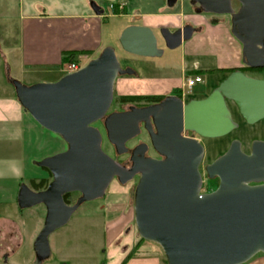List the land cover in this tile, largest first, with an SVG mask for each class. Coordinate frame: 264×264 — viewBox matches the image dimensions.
I'll use <instances>...</instances> for the list:
<instances>
[{"label":"water","instance_id":"95a60500","mask_svg":"<svg viewBox=\"0 0 264 264\" xmlns=\"http://www.w3.org/2000/svg\"><path fill=\"white\" fill-rule=\"evenodd\" d=\"M177 0H167L172 7ZM203 11L230 16V32L241 45L242 64L264 69V0H191ZM96 14L103 10L95 3ZM135 19V21H137ZM193 34L190 26L160 30L167 49L179 47ZM129 54L162 55L154 31L132 24L118 39ZM121 68L112 47H105L77 71L54 82L25 85L9 79L19 104L44 129L59 135L66 149L36 164L51 180L43 190L21 183L19 209L43 205L45 216L34 241V264L50 256L49 235L64 226L84 202L101 199L114 178L121 185L139 175L133 195V220L138 236L156 243L166 264H244L264 255V140H255L249 153L233 140L228 149L205 165L217 187L203 193L199 165L200 141L219 138L237 127L229 104L247 123L264 119V78L234 70L202 99L167 95L145 106L129 105L109 112L118 76H136ZM116 155L130 153L131 166L119 164L102 149V132ZM142 124L159 159L145 156L146 143L129 149L126 143ZM258 183V184H251ZM78 193L73 204L64 195Z\"/></svg>","mask_w":264,"mask_h":264},{"label":"rangeland","instance_id":"374dc122","mask_svg":"<svg viewBox=\"0 0 264 264\" xmlns=\"http://www.w3.org/2000/svg\"><path fill=\"white\" fill-rule=\"evenodd\" d=\"M58 1L0 0V96L11 93L15 97V91L9 79L25 84L29 80V76L32 75L27 73L24 74L25 77L22 76L15 62V59H18V54L9 53L11 45L14 46L19 41V17L25 13L24 10H19L20 5L32 3L35 6L38 3L45 6V11L48 14L76 11L74 5L63 6V3L59 5ZM118 1H125L129 5L127 13L136 8L143 12H159L170 8L165 0H96L95 2L98 3V6L103 10L102 14L105 16V25L102 33L106 38L108 29H119L120 26L124 25L125 21H128L126 17L120 19L119 16L114 15L110 5L112 2ZM179 3L180 0H177L174 7L177 8ZM183 7L187 12H191L187 5L184 4ZM129 21H133L132 17ZM225 21L229 24L227 19ZM193 38L195 36L183 41L179 47L173 50L167 49L164 43L159 41L158 46L162 50V55L154 58H145L126 53L120 49L118 44L112 43L111 46L115 50L120 67L132 69L138 75L117 77L109 112L117 111L123 107L127 108L129 105H135L120 104L118 97L121 95L145 94L144 92L148 88H152L155 84H164L168 79L175 78L180 81L181 65L183 63H186L187 70H190V72L185 74V77L190 76L189 74L194 75V72H192L194 71L193 63L196 62L198 64V70L196 71H198L202 79L201 82L196 83L189 90L186 96L194 99L206 97L210 90L212 91L216 88L228 76L226 70L221 69L230 66L234 57L232 46L236 45L234 43H240L234 37L233 39L236 42H229L221 38L218 41V47L209 48L205 45L206 42L201 39L203 37L200 39L197 37L194 40ZM12 56L15 59H12ZM82 64L84 65L85 62ZM243 67L244 65L241 63L237 68L238 70L239 68L243 69L247 76L254 78H262L264 76V71L248 70ZM61 71L66 74V67H62ZM140 104L143 103L141 102ZM229 108L232 112L233 120L237 123V127L234 130L219 138H198L204 148V157L199 168L203 176H205L203 169L205 165L221 156L233 140L241 143V149L245 153H249L250 145L253 141L264 140V119L254 124H247L239 116L233 105L229 104ZM94 126L102 130L99 123L94 124ZM142 139L147 142L145 136ZM133 143L134 141L130 142L128 146ZM102 149L112 158L115 156L113 147L105 138L102 141ZM21 150L19 138L0 139V176L10 178L13 175L20 174L22 168ZM134 185V180L127 183L126 186H121L116 180H112L103 198L82 203L64 226L49 235L50 256L41 264H115L121 256L123 248L124 251L134 254L137 251L136 244L139 243L159 247L154 242L140 239L136 232L133 220V196L131 194L132 191H130V188H134ZM216 187L215 179L204 177L201 192H210ZM120 195L122 196L121 204L124 205L125 210L124 212L122 209L119 210L117 213L120 215H115V218L116 216L119 219H122V217L129 218L130 222L124 224L123 227L122 225L119 226L120 228L122 227L121 237L116 243H111L109 242L106 223L112 219V214L116 212L117 207L112 205V200ZM77 197V194H72L70 203L75 202ZM3 209L4 206L0 204V212H4ZM10 216L19 226L22 236L18 242V238L9 237V233H2L6 229H14V226L12 223H7L0 219V264H34L33 245L43 225L45 208L41 204L25 209L14 207L10 212ZM13 234L15 233L12 232L11 235ZM17 243L18 245L16 246ZM15 247L18 249L10 258L3 253L6 248L13 249ZM262 255L259 253L254 257Z\"/></svg>","mask_w":264,"mask_h":264},{"label":"crops","instance_id":"0c3cea01","mask_svg":"<svg viewBox=\"0 0 264 264\" xmlns=\"http://www.w3.org/2000/svg\"><path fill=\"white\" fill-rule=\"evenodd\" d=\"M95 1L59 0V5H61L60 3H63V6L74 5L76 11L54 14H48L45 11V6L38 3L35 6L32 3L20 5L19 10H24L25 13L19 17V41L14 46L11 45L9 53L18 54V59H15L13 56L11 58L15 59L19 67V73L22 76L25 77L24 74L27 73L32 74L29 76V80L25 82V85L39 82H54L62 77L64 73L61 71V68L66 67L68 64L62 62V57L66 52H81L82 54H78L74 61L78 60L86 64L89 60L97 57L105 47H112V43H116L120 47L118 42L119 36L122 30L129 25H143L151 28L156 33V30L162 25L177 27L186 18H189L187 11L183 9L181 3H179L177 8L174 7L170 10L143 12L139 8H136L127 13L129 5L125 1H121L125 4L124 9H121V6L118 4L116 9L112 8L113 13L115 16H119L120 19L123 17L128 18V21H125L124 25L120 26L119 29H108L106 38L102 33L105 25V16L103 14H96L91 7V3L98 5ZM136 15L139 18L137 22H135ZM131 17L133 21L130 22L129 19ZM197 19L200 20L199 22L202 25L198 31L192 34V37L195 36L193 40L197 37L199 39L203 37L201 39L206 42L205 45L209 48L218 47V41L221 38L229 42H236L231 35L230 24L227 21H216L212 17L205 19L197 17ZM234 44L236 45L232 46L234 52L232 63L221 70L237 68L242 63L241 45L238 43ZM193 64L194 71L192 72H196L198 64L196 62ZM188 72L190 70H187L186 63H183L181 65L180 81L175 78L168 79L164 84H155L152 88H148L144 92L145 94L140 95L165 96L174 93V90H178L180 95H182V85L185 74ZM189 75L191 76V74ZM118 92L121 93L120 91ZM13 138H19L21 142L22 168L20 174L13 175L10 178L0 176V204L4 206V212H0L2 216L0 219L13 224L14 229H6L7 231L4 229V232L12 230L9 233V237H16L19 242L22 236L21 230L10 216L12 209L18 207L17 193L19 186L23 182L32 189L30 186L31 180H50L49 171L37 166L36 163L45 157L64 151L66 143L59 135L40 126L22 108L16 96L14 97L13 94L7 93L0 96V139L8 140ZM121 197V195L116 196L112 200V205H116L117 207L116 212L112 214V219L106 223L108 238L111 243H116L120 239L122 227L127 222H130L129 218L122 217V219H119L118 216L115 218V215H120L117 213L119 210L122 209L123 212L125 210L124 205L121 204ZM120 225H122L121 228L119 227ZM12 232L15 234L11 235ZM17 249L16 247L13 249L6 248L3 253L10 258L16 253ZM136 250L134 254H131V252L124 251L123 248L122 254L115 264H120L127 255H129V258L124 264H166L164 255L159 247L139 243L136 244ZM245 264H264V255L254 257Z\"/></svg>","mask_w":264,"mask_h":264},{"label":"flooded vegetation","instance_id":"af4514ba","mask_svg":"<svg viewBox=\"0 0 264 264\" xmlns=\"http://www.w3.org/2000/svg\"><path fill=\"white\" fill-rule=\"evenodd\" d=\"M181 2V4H182V7L184 6V4L185 5H187L188 7H189V9L191 10V12L189 13V12H187L188 13V16H189V18H186L179 26H177V27H174V26H166V25H162V26H160L157 30H156V33H155V35H156V38H157V44L159 43V41H161V42H163L164 43V41H163V39L161 38V36H160V30L162 29V28H166V29H168L170 32H174V31H176V30H178V29H182V28H186L187 26H190L192 29H193V33L194 32H196V31H198L200 28H201V23L199 22L200 20L199 19H197V17H203L204 19L205 18H207V17H212L213 19H215L216 21H223V20H225V19H227L228 21H229V24H230V16L229 15H216V14H212V13H206V12H204L203 11V8H202V6L200 5V4H198V3H191V0H180ZM165 2L167 3V0H165ZM118 4H119V6H121L120 8L121 9H124V6H125V4H124V2H121V1H118V2H112L111 3V8H113V9H116V7L118 6ZM175 5V4H174ZM174 8V6H172V7H170L169 8V10L170 9H173ZM183 9H184V7H183ZM186 11V10H185ZM138 18V16L136 15L135 16V19H137ZM138 20H139V18H138ZM137 20V21H138ZM137 21H135V22H137ZM254 70H256V71H264V69H254ZM264 73V72H263ZM229 74V73H228ZM262 78H264V76L262 77ZM169 95H176V96H178V95H180V93L179 92H174V93H171V94H169ZM165 96H167V95H165ZM164 96V97H165ZM163 97V98H164ZM162 98V99H163ZM162 99H160L159 101H157V102H154V103H150V104H155V103H158V102H160ZM186 99H188V96H186ZM150 104H143V105H139L138 107H141V106H145V105H150ZM126 108L125 107H123V108H121V109H119V110H117V111H123V110H125ZM100 124V123H99ZM139 127H140V132H139V134L138 135H136L134 138H132L131 140H129L127 143H126V145H127V147L129 148V149H132L133 147H135L136 145H138V144H140V143H146L147 145H148V150L146 151V153H145V156H147V157H152V158H156V159H159L160 158V156H158V154L152 149V147H151V145H150V141H149V136H148V133L144 130V128H143V126H142V124H140L139 125ZM101 132H102V137H103V139L105 138V135H104V133H103V131L101 130ZM143 136H145L146 137V140H147V142H144L143 141ZM188 136H194L195 138H200L199 136H197V135H194V134H191V133H188ZM106 139V138H105ZM134 141V143L132 144V145H130V146H128L129 145V143L130 142H133ZM113 152H114V150H113ZM114 160H116L119 164H121V165H123V166H125L126 168H129L130 166H131V160H130V153H126V154H123V155H116L115 154V152H114ZM201 164V163H200ZM199 168H200V165H199ZM204 169V168H203ZM200 171V170H199ZM201 173V172H200ZM202 175V174H201ZM204 175L205 176H203L202 175V181L204 180V177H206V173H205V171H204ZM138 178H139V175H135L134 177H133V179L132 180H130V181H135V185H136V183H137V181H138ZM113 180H116V178H114ZM215 180H216V184H218V179L217 178H215ZM117 181V180H116ZM130 181H128L127 183H129ZM117 183H118V181H117ZM127 183L126 184H123V185H121L120 183H118L119 185H121V186H126L127 185ZM202 184H203V182H202ZM251 184H258V183H251ZM135 185H134V188H135ZM134 188H130V191H132L131 192V194H132V196L134 195ZM215 189V188H214ZM213 189V190H214ZM72 194H77L78 196H79V194L78 193H69V195L71 196ZM74 203V202H73ZM73 203H67V204H73ZM1 233V232H0ZM2 233H11V232H2Z\"/></svg>","mask_w":264,"mask_h":264},{"label":"trees","instance_id":"16d2710c","mask_svg":"<svg viewBox=\"0 0 264 264\" xmlns=\"http://www.w3.org/2000/svg\"><path fill=\"white\" fill-rule=\"evenodd\" d=\"M78 54H82L81 52H66L63 57H62V62L63 63H69L72 62L76 59V56ZM245 69L248 70H254V69H249L247 67H243ZM234 70H238V68H232V69H227L226 72L227 73H231ZM239 70H241L242 72L243 69L239 68ZM195 75L199 74L198 71L194 72ZM174 92H178V90H174ZM164 97V95H140V94H128V95H121L118 97V102L120 104H135L136 106L139 105H143V104H150V103H154L159 101L160 99H162ZM143 104H140V103ZM50 180H51V175H50ZM50 180L48 179H40L38 181L35 180H31L30 181V186L32 187L33 190L35 191H39V190H43L46 188L47 184L50 182ZM70 195L69 194H65L64 195V201L66 203H70ZM141 239V238H140ZM143 240V239H142ZM129 258V255H127L120 264H124L126 262V260Z\"/></svg>","mask_w":264,"mask_h":264},{"label":"built area","instance_id":"2783aa9c","mask_svg":"<svg viewBox=\"0 0 264 264\" xmlns=\"http://www.w3.org/2000/svg\"><path fill=\"white\" fill-rule=\"evenodd\" d=\"M83 66L81 61H72L69 62L66 65V70L67 73H71L74 71H77L78 69H80ZM201 76L200 75H191V76H187L184 78V82L182 85V96L186 97V94L189 93V90L196 84L201 82Z\"/></svg>","mask_w":264,"mask_h":264}]
</instances>
